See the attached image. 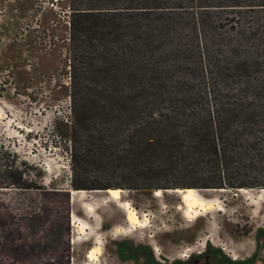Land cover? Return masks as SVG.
I'll return each mask as SVG.
<instances>
[{"label":"rangeland","instance_id":"374dc122","mask_svg":"<svg viewBox=\"0 0 264 264\" xmlns=\"http://www.w3.org/2000/svg\"><path fill=\"white\" fill-rule=\"evenodd\" d=\"M73 8V0H0V264H85L99 237L97 264H264V201L234 195L246 188L255 198L264 188V146L243 158H217L220 166L206 158L195 171L184 169L187 158H126L124 136L104 130L117 121V112L99 106L110 100L78 88L86 75L73 68ZM75 144L85 156L74 162ZM72 181L126 190L148 226L123 233L127 214L115 201L101 204L100 220L93 219L83 208L87 199L71 201ZM218 181L224 192L204 185ZM150 184L160 187L138 188ZM176 188L219 197L226 210L188 221L177 209L179 195L154 196ZM72 210L92 227L75 245Z\"/></svg>","mask_w":264,"mask_h":264},{"label":"trees","instance_id":"16d2710c","mask_svg":"<svg viewBox=\"0 0 264 264\" xmlns=\"http://www.w3.org/2000/svg\"><path fill=\"white\" fill-rule=\"evenodd\" d=\"M73 4L74 72L98 76L78 84L73 78L85 97L110 100L99 106L118 116L104 130L124 136L126 158H187L184 169L195 171L206 158L220 166L217 158H243L264 146V0ZM84 156L75 144L74 162ZM151 185L138 188L160 187Z\"/></svg>","mask_w":264,"mask_h":264},{"label":"bare ground","instance_id":"6f19581e","mask_svg":"<svg viewBox=\"0 0 264 264\" xmlns=\"http://www.w3.org/2000/svg\"><path fill=\"white\" fill-rule=\"evenodd\" d=\"M21 131L18 134H14V138L21 136ZM64 168V167H63ZM46 171L51 172L52 166L50 163L46 164ZM226 189L220 188L217 189L218 192H224ZM258 194L253 198V194L250 189L240 188L234 195L237 197H244L245 199L251 200L254 205H261L264 201V188L257 191ZM256 192V193H257ZM165 193H175L179 195L180 202L177 205V209L185 216L186 220L191 222H196L202 217L208 215L211 210L214 208L218 211H225L226 207L223 201L219 197L208 198L201 193L199 189L196 188H176V189H167L161 190L157 189L154 192V196L157 198H163ZM105 194V197L102 196ZM128 192L119 187H111L106 190L95 189L88 191L86 189H73L71 192V201L73 203L80 200H86L83 202V208L88 216L92 217L95 220H100V215L97 212L101 204H104L106 201H115L121 208L126 211L127 222L129 224L128 229L123 233H129L133 231L134 227L146 228L148 226L149 218H141L138 214V210L134 205V201L128 198H124ZM108 195V196H107ZM72 225L77 228L75 229L76 235L73 237L72 244L75 245L79 239L80 235L83 236V239L87 238V235L92 233V228L90 223L84 218L80 217L75 210H72ZM119 230L115 229V233H119ZM199 245V244H198ZM103 246V240L101 237L96 239L95 245L89 249L87 252V262L85 264H97V259L99 257L100 251ZM188 251L192 252L193 248L188 247ZM96 261V262H95Z\"/></svg>","mask_w":264,"mask_h":264},{"label":"built area","instance_id":"2783aa9c","mask_svg":"<svg viewBox=\"0 0 264 264\" xmlns=\"http://www.w3.org/2000/svg\"><path fill=\"white\" fill-rule=\"evenodd\" d=\"M72 13V12H71ZM71 17H69V25L71 26ZM138 210V209H137ZM138 214L140 215V217L143 219V218H145V217H148V215H147V213H140V211L138 210Z\"/></svg>","mask_w":264,"mask_h":264},{"label":"water","instance_id":"95a60500","mask_svg":"<svg viewBox=\"0 0 264 264\" xmlns=\"http://www.w3.org/2000/svg\"><path fill=\"white\" fill-rule=\"evenodd\" d=\"M106 189H108V188H106ZM106 189H101V190H106ZM72 190H73V189L68 188V191H69V192H72ZM93 190H94V189H93ZM107 196H108V195H107Z\"/></svg>","mask_w":264,"mask_h":264}]
</instances>
